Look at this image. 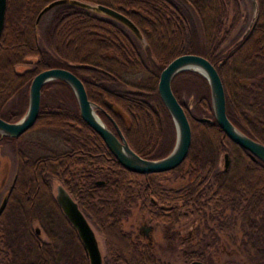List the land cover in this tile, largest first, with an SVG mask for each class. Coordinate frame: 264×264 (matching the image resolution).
I'll return each mask as SVG.
<instances>
[{"label":"trees","instance_id":"obj_1","mask_svg":"<svg viewBox=\"0 0 264 264\" xmlns=\"http://www.w3.org/2000/svg\"><path fill=\"white\" fill-rule=\"evenodd\" d=\"M48 1L6 0L0 31L3 119L14 121L22 115L28 84L36 72L64 67L82 81L108 127L113 130L110 116L135 152L145 158L161 157L173 144L174 127L156 90L159 71L178 54L196 53L219 74L229 120L264 144V0H255L244 31L222 49L221 42L241 19V0H84L126 15L140 30L143 45L115 19L61 3L48 10L50 17L42 31L46 50L38 42L34 19ZM29 56L35 59L30 61ZM135 74L141 75L136 82L123 80ZM123 84L131 88H120ZM170 86L189 122V146L177 166L148 173L131 171L117 161L81 118L64 81L54 79L41 86L33 124L16 137H0L15 143L14 172L0 212V264H62L63 259V264L72 263L71 256L57 247L56 230L61 226L70 229L68 234L80 249L79 263L88 264L52 193L54 178L102 235V264H167L137 234L122 228V220L134 207L161 225L168 247L178 237L173 227L180 218L188 214L199 218L201 226L195 231L203 230L202 237L181 252L187 263L191 259L205 263L203 246L213 245L219 231L249 263L264 264V162L251 158L218 126L201 74L182 70ZM33 128L55 131L66 148L55 150L37 138L21 140ZM221 152L229 159L225 169L217 168ZM184 174L187 177L179 185L165 183ZM97 179L103 182L95 183ZM164 204L168 207L159 206ZM43 233L46 241L41 239Z\"/></svg>","mask_w":264,"mask_h":264},{"label":"water","instance_id":"obj_2","mask_svg":"<svg viewBox=\"0 0 264 264\" xmlns=\"http://www.w3.org/2000/svg\"><path fill=\"white\" fill-rule=\"evenodd\" d=\"M61 3L76 5L96 14L108 16L124 25L143 45V37L137 26L123 13L101 3L84 0H49L36 13L34 28L37 30L41 16L53 6ZM252 12L255 11V0H249ZM6 0H0V31L3 25ZM193 70L201 74L209 88L210 107L213 118L224 134L234 143L247 150L253 159L264 162V144L250 137L235 124L225 113V97L221 79L215 66L203 55L196 53H181L171 58L159 71L156 83L158 96L170 115L174 127V140L170 150L157 158H145L135 152L126 141L122 131L115 121L108 116L113 130L108 127L97 113V104L91 101L86 94L82 81L69 69L59 66H50L36 72L29 81L27 89V102L22 115L14 121H8L0 117V137H16L27 130L34 122L39 108L40 88L50 80L60 79L71 89L77 109L81 118L101 137L106 147L117 161L131 171L148 173L171 169L177 166L185 157L190 142V126L182 105L174 96L170 82L172 77L182 70ZM199 121H209L205 116H194ZM223 168L228 165L229 159L226 152L222 153ZM4 176L0 178V187ZM101 179L95 183H101ZM54 198L74 228L87 256L88 264H102V254L93 227L88 222L76 201L69 195L65 188L57 183ZM7 193L0 200V212L5 206ZM36 233L39 228L35 227ZM187 264H205L200 259H191Z\"/></svg>","mask_w":264,"mask_h":264},{"label":"rangeland","instance_id":"obj_3","mask_svg":"<svg viewBox=\"0 0 264 264\" xmlns=\"http://www.w3.org/2000/svg\"><path fill=\"white\" fill-rule=\"evenodd\" d=\"M240 7L242 13L241 19L236 25V27L232 30V32L221 42L220 44L221 49L239 37V35L246 28V25L248 24L251 18L252 8L250 6L249 0H241ZM49 17H50V11L45 12L41 16L38 23V31H37L38 42L46 50L48 49L45 45L42 31H43V26ZM192 20L194 21L195 18L192 17ZM27 59L33 61L35 57L29 56ZM140 76H141L140 74L125 75L123 76V80L125 82L133 83L139 80ZM119 87L122 89L131 88L127 84L119 85ZM184 100H186V98H184ZM119 113L126 121V116L120 111ZM36 138L45 141L44 143L46 145L52 147L55 150H62L66 148V145L63 144L59 136L55 134V131L51 132L40 128H33L31 130H28L21 137V140L26 141L31 139L32 141V140H36ZM14 146L15 143H13L12 141H8V140L0 141V178L2 176L5 177L3 184L0 187V200L3 194L7 191L11 177L14 172V159H15L13 153ZM222 166H223V156L221 152L218 155L217 168H222ZM186 177L187 175L184 174L183 177L181 176L178 178L169 179L165 181V183L170 186H176L182 183ZM56 183H57V179L55 178L52 179L51 190L53 194ZM143 218L146 217L140 215L137 208L134 207L131 213L124 220H122L121 226L125 230L132 231L133 234H137L138 237L141 240H143L142 237H140L138 234V229L140 228V225H142L143 223ZM200 226L201 225L199 224V218H197L193 214H188L186 217L180 218V220L173 227L178 233V237L175 240V244L173 247H168L166 245L162 227L159 226L155 227L153 231H151L152 248L150 249H152L153 252L161 260L167 262V264H187V262L184 261V257L182 256L181 252L187 246V244L192 243V245L194 244V246L198 244V239L202 237L203 230L202 231L199 230L195 231V230L200 228ZM92 227L94 229V233L98 241L100 252L102 255H104L105 247H104L102 235L95 229L94 226ZM189 231H193V232H190L188 234ZM68 232L71 231L68 227L65 226H61L60 229L56 230V243L58 250L63 251L64 255L66 253L69 256H71L73 262L70 264H80L79 263V258L81 255L80 249L78 245H74L72 237L70 234H68ZM179 234H184L186 238L190 236L191 239L190 240L184 239L183 241H180ZM234 234L237 237L240 234L239 229L237 227L234 228ZM217 235H218V239L215 241L213 245L208 246L207 248L206 246H203L204 250L206 249V253L208 256V259L205 262L206 264H251L246 259V256L237 249L236 244L234 242L230 241L224 234L220 233L219 231H217ZM41 239L43 241L47 240V237L44 233L41 235ZM62 261L63 263L65 262L64 259L61 260V262Z\"/></svg>","mask_w":264,"mask_h":264},{"label":"flooded vegetation","instance_id":"obj_4","mask_svg":"<svg viewBox=\"0 0 264 264\" xmlns=\"http://www.w3.org/2000/svg\"><path fill=\"white\" fill-rule=\"evenodd\" d=\"M103 182V181H102ZM101 182V183H102ZM57 184V183H56ZM56 184H55V186H56ZM54 192H55V187H54ZM160 207H162V208H167L168 207V205H166V204H164V205H159ZM144 217H146V216H144ZM92 226V225H91ZM161 227V225L160 224H155V223H153V222H150L149 220H148V218L146 217V218H143V223H142V225H140V228L138 229V234H139V236L140 237H142V239L143 240H141L140 238V240L145 244V245H147L149 248H152V245H151V231H153V229L155 228V227ZM73 228V227H72ZM74 229V228H73ZM94 230V229H93ZM75 231V230H74ZM190 232H193V231H189L188 232V234L190 233ZM76 233V232H75ZM77 235V234H76ZM78 237V236H77ZM179 239H180V241H183L184 239H186V240H190L191 239V237L189 236V237H187L186 238V236L184 235V234H179ZM185 251V249H183L182 250V252H184Z\"/></svg>","mask_w":264,"mask_h":264}]
</instances>
